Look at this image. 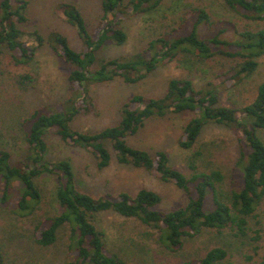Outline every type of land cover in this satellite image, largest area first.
<instances>
[{
	"label": "trees",
	"instance_id": "16d2710c",
	"mask_svg": "<svg viewBox=\"0 0 264 264\" xmlns=\"http://www.w3.org/2000/svg\"><path fill=\"white\" fill-rule=\"evenodd\" d=\"M220 1L246 24L215 18L207 4L191 3L179 19L166 22L169 16L160 18V32L150 35L135 53L99 60L98 54L105 46L127 41L122 24L125 15L158 12L167 0H101L103 13L93 30L74 3L59 2L57 8L82 39L80 50L59 31L47 35L24 31L21 24L28 20L27 0H0V52L5 51L0 73L4 66L10 70L7 77L23 110L9 125L23 131L26 143L25 153L17 161L10 147L0 143V211L8 210L22 219L35 217L45 196L37 182L42 177L53 180L56 203L54 212L33 217L29 235L10 234L11 241L25 238L28 251L40 254L63 238L67 249L60 264H134L109 248L107 235L97 224L98 213L113 211L146 225L150 231L144 234H150L167 254L179 252L188 239L205 233L218 240L204 248L203 254L178 264H223L230 255L224 237L230 235L245 239L242 244H253L243 254V264H264V228H256L253 221L264 203V79L257 84L252 99L240 106L223 105L220 94L227 82L232 80L233 86L244 83L260 67L264 56V0ZM27 33L37 45L24 39ZM44 43L70 67V93L58 103L31 108L23 93L36 80L31 64ZM172 61L186 66L216 61L223 70L216 75L219 82L210 81L204 87H198L190 77H174L162 94H134L121 105L120 119L113 125L95 131L73 126L78 114L96 113L90 85L117 78L136 83ZM9 86L4 88L8 93ZM186 112H194V116L183 125L179 138L183 149L193 148L208 124L224 125L240 134V154L232 173L213 164L203 165L201 151L193 154L188 171H184L172 165L165 150L152 153L129 141L148 120ZM7 131L11 132L10 128ZM51 133L62 144L90 152L99 168L107 167L115 156L121 164L156 173L161 180L182 189L186 201L162 209L161 194L147 187L135 193L121 190L91 194L80 186L70 158H47ZM5 261L0 246V264Z\"/></svg>",
	"mask_w": 264,
	"mask_h": 264
},
{
	"label": "rangeland",
	"instance_id": "374dc122",
	"mask_svg": "<svg viewBox=\"0 0 264 264\" xmlns=\"http://www.w3.org/2000/svg\"><path fill=\"white\" fill-rule=\"evenodd\" d=\"M27 1L26 15L28 20L21 24L24 31H37L42 35H47L53 30L59 31L67 37L75 49L80 50L83 47L77 28L68 23L62 11L57 8L59 2L64 0ZM67 1L74 3L79 8L89 29L93 30L103 13L101 0ZM191 3L207 4L215 18H230L237 21L240 26L246 24V20L244 21L240 15L225 8L220 0H167L158 12L148 15L128 14L124 18L122 17L123 27L128 34L127 41L122 45L109 44L105 46L99 52L98 59L135 53L150 35H156L160 32V26L157 23L160 18L169 16L170 19L166 22L179 19L184 7ZM24 39L30 44H38L34 37L28 33L25 34ZM4 52H0V59H2ZM260 61L258 71L244 83L236 86L231 85L232 80L226 83L225 88L220 91L223 105L240 106L252 99L257 84L264 79V56L260 58ZM31 68L36 75V80L23 93V98L30 104L31 108L58 103L69 95L70 87L67 73L70 67L55 55L49 44L44 43L38 47ZM222 70L220 63L216 61L210 63L197 62L194 66H186L185 63L172 61L160 66L154 74L136 83H126L122 78L104 83H94L89 87V94L95 100L96 113L78 114L74 119L73 126L80 130L95 131L113 125L120 119L121 105L134 94H162L168 81L174 77H190L198 87H204L210 81L219 82L216 75ZM2 71L3 73H0V143L10 147L14 161H17L22 159L26 143L23 140V131L18 126L10 127L9 123H12L13 118L18 120L20 112L22 113L23 110L20 111V102L16 100L18 93H14L16 91L12 89L7 77L10 70L4 66ZM5 86L10 87V93L5 91ZM193 116L194 112H186L183 114L170 113L165 117L152 118L137 134L129 137V141L138 147L148 149L152 153L158 149L165 150L170 156L172 165L184 171H188V160L194 158L193 154L196 151H201L203 165L213 164L229 174L231 169L233 171L236 159L240 154L241 142L238 139L240 134L224 125L208 124L194 147L188 150L183 149L179 144L182 128ZM9 128L11 132L7 131ZM48 143L47 158H70L74 162L80 186L91 194L97 195L105 192L115 194L121 190L135 193L140 188L147 187L161 194L160 208L162 209L173 208L184 204L186 201L182 189L171 182L161 180L156 173L121 164L115 156L107 167L99 168L90 152L62 144L54 133L48 136ZM37 182L45 196L40 209L35 213V217L54 212L56 207L53 180L49 177H42L38 178ZM208 204L211 205L210 198ZM33 217L22 219L9 213L8 210L0 211V246L5 253V264L61 263L60 257L65 255L67 249L63 238L50 250L40 254L28 251L26 245L28 242L25 238L20 241V237H17L11 241L10 234L21 232L25 237L26 234L29 235L28 230L31 228ZM96 220L99 228L103 229L107 235L109 248L125 255L134 264H178L182 259L203 254L204 248L208 247L213 240L218 241L214 239L213 235L205 233L188 239L179 252L167 254L156 246L150 234H144L149 229L135 218H127L113 211H104L98 213ZM253 221L256 228H264V203L258 209L257 216ZM242 240L245 239L231 235L224 237L230 255L223 264L244 263L243 254L253 244H242Z\"/></svg>",
	"mask_w": 264,
	"mask_h": 264
}]
</instances>
